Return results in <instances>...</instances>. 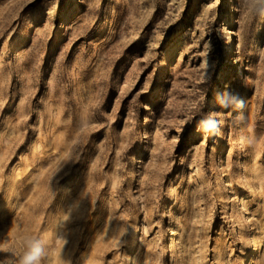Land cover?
<instances>
[{
  "label": "rangeland",
  "instance_id": "rangeland-1",
  "mask_svg": "<svg viewBox=\"0 0 264 264\" xmlns=\"http://www.w3.org/2000/svg\"><path fill=\"white\" fill-rule=\"evenodd\" d=\"M37 246L264 264V0H0V264Z\"/></svg>",
  "mask_w": 264,
  "mask_h": 264
},
{
  "label": "bare ground",
  "instance_id": "bare-ground-1",
  "mask_svg": "<svg viewBox=\"0 0 264 264\" xmlns=\"http://www.w3.org/2000/svg\"><path fill=\"white\" fill-rule=\"evenodd\" d=\"M237 36H238V42H240V40H241L240 34L238 33ZM245 103H246V101L242 103L241 108L239 110L240 113H242V109L246 108L247 104H245ZM180 225H181L180 222H176L174 225H172L170 227V231H171L170 235H171V238H172L171 239L172 242H175L174 238H176V234L180 230ZM260 239H261L260 236H255L253 242L254 243H260V241H261ZM258 252H261L260 244H259V246L257 248L254 249V252L252 253L251 257L253 258L255 255H257ZM252 258L247 261V264H251Z\"/></svg>",
  "mask_w": 264,
  "mask_h": 264
},
{
  "label": "clouds",
  "instance_id": "clouds-1",
  "mask_svg": "<svg viewBox=\"0 0 264 264\" xmlns=\"http://www.w3.org/2000/svg\"><path fill=\"white\" fill-rule=\"evenodd\" d=\"M42 249L40 247H30L24 252L20 264H41Z\"/></svg>",
  "mask_w": 264,
  "mask_h": 264
}]
</instances>
